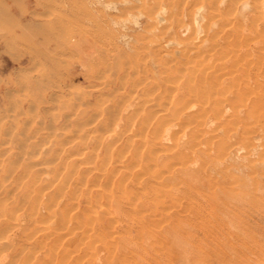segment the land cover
<instances>
[{
    "label": "bare ground",
    "instance_id": "1",
    "mask_svg": "<svg viewBox=\"0 0 264 264\" xmlns=\"http://www.w3.org/2000/svg\"><path fill=\"white\" fill-rule=\"evenodd\" d=\"M148 15L184 37L160 55L149 41L158 56L134 71L127 58L119 84L103 79L111 56L97 33L56 21L75 62L96 66L84 77L94 90L62 91L70 69L36 96L56 112L0 118V264H243V249H263L244 235L243 210L264 216V0H186ZM128 16L142 24L141 10Z\"/></svg>",
    "mask_w": 264,
    "mask_h": 264
},
{
    "label": "rangeland",
    "instance_id": "2",
    "mask_svg": "<svg viewBox=\"0 0 264 264\" xmlns=\"http://www.w3.org/2000/svg\"><path fill=\"white\" fill-rule=\"evenodd\" d=\"M185 1L0 0V118H2L4 126L11 125L9 119L17 116L18 119L20 118L22 121L27 122V118L31 121L39 120L41 117H47L50 112H56L58 107L53 104L54 102L39 106L37 104V95H41L43 92L49 95L52 92L55 93L56 90L58 91L61 81L57 82L56 80L59 81V78L61 80L64 79L70 69H74L73 73L77 76L72 82L66 81V86L62 88V91L67 92V89L71 86L85 91L94 90L93 87L87 86L90 82L86 81L84 77L89 69L95 72L96 66L94 67L90 64L80 66L78 62H75L71 49L68 50L62 44V38L65 33L63 34L62 28L57 26L56 21L59 18L67 20V18L74 16L71 26L75 31L84 28L97 33L100 38V41L97 42L98 45L105 54L107 53L111 56L107 65L104 68L102 67L104 71L103 79L111 82V80L116 78V83L119 84L118 70L127 58H136L137 62L133 64L131 69L132 71L138 70L140 67L148 65L150 59L157 57V53L159 55L163 53L162 44H165V42L173 43V37L175 39L184 37L183 32L179 28V23L173 26V28H178L177 33L171 32L163 35V31H169L167 25L152 20L153 18H150V16L154 15L149 16L148 13L155 10L159 4L166 10H175L178 7L183 8ZM205 1L207 2V0ZM106 2H110V4L108 5ZM138 9L144 14L140 26L135 25L133 19L128 16L129 12L135 16ZM190 15H192V11ZM172 16L174 18L183 17L182 20L185 19V15L182 13H175ZM126 17L129 19L122 20ZM170 17L168 16L166 19ZM151 23H154V26L156 23L159 25L158 27L150 26ZM151 27L155 28L153 32L149 30ZM214 28L215 31L218 30L217 25ZM147 29L149 31H146ZM72 35L78 38L77 33ZM86 37L87 47L80 51L87 52L90 57L95 54L99 46L92 42L94 40L93 35L88 33ZM153 40L161 42L158 46L160 50L157 53L152 50L149 51V48L147 49L144 46L148 45L151 49L158 48L157 44L152 46L154 44L148 43ZM210 46V43L207 42L205 49L210 48ZM173 47L174 49L178 48L177 46ZM54 54L59 55L60 63L49 61V56ZM175 55L178 59L186 58L185 55H182L181 50L176 51ZM214 56H217V53ZM70 63L73 68L69 67ZM160 69L164 70L161 66ZM131 76L134 77L133 74ZM28 77L33 79L35 84L33 82L29 84ZM135 78L137 79L136 76ZM98 81L96 80V83ZM129 88L127 87V90ZM156 91L157 89H154L151 93ZM28 101L36 102L35 106L32 105L31 111L28 110ZM45 122H47V118H45ZM4 126L0 127V132ZM41 131H39L36 139L37 142L44 143L49 138H46V134ZM65 156V154L61 155L62 158ZM4 225L0 224V231L4 228ZM243 232H245V236H250L249 238H254L260 244H264V216L262 211L255 205L246 207L243 210ZM262 248L261 250L253 249L249 252L243 249V264H264V247Z\"/></svg>",
    "mask_w": 264,
    "mask_h": 264
}]
</instances>
